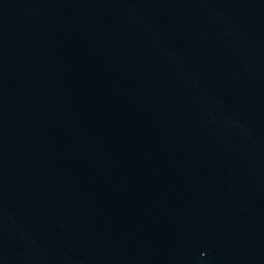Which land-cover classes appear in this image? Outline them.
Here are the masks:
<instances>
[{"label":"water","instance_id":"95a60500","mask_svg":"<svg viewBox=\"0 0 264 264\" xmlns=\"http://www.w3.org/2000/svg\"><path fill=\"white\" fill-rule=\"evenodd\" d=\"M0 264H264V0H0Z\"/></svg>","mask_w":264,"mask_h":264}]
</instances>
